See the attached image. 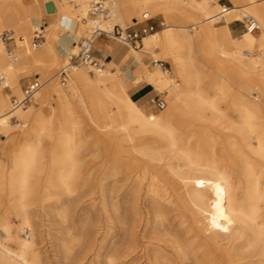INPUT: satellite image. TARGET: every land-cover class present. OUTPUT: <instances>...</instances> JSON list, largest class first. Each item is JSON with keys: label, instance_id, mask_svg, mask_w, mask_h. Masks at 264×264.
Masks as SVG:
<instances>
[{"label": "bare ground", "instance_id": "1", "mask_svg": "<svg viewBox=\"0 0 264 264\" xmlns=\"http://www.w3.org/2000/svg\"><path fill=\"white\" fill-rule=\"evenodd\" d=\"M54 1L58 6L59 13L54 16L51 26L45 27V25L35 23L34 19L28 15L24 0H0V30L6 27L3 15L9 12L16 15L19 21L16 29H24L26 37L31 36L32 29L35 31L36 28L44 26L42 28L43 34L47 40L44 39L42 46L47 43L46 52L51 57L50 61H42L38 59L40 52L32 54L34 52L32 51L30 54L34 56V59L29 64L21 62L23 55L20 58L11 56L10 61H8L5 54V43L0 39V63L3 71L7 74V80H3L5 78L0 74V83H5L0 87V132H8L13 128L11 123L12 113L19 114V118L33 120L35 126L26 131L27 133L40 132L34 138L22 140L20 147L13 155V166L9 169V186L13 194L9 195L10 197L7 199V208L12 210L20 219L18 231L23 232L25 229H30L31 233L26 238L17 233L14 239L15 245L13 246L11 244L12 235L10 234L11 225L7 221V214L5 212L0 213V264H42L38 250L35 248V231L30 218V207L34 204L31 197L34 192L32 181L34 178L32 177L42 171L41 161L47 160V155L45 158L41 155V134H50L49 131L55 123L57 124L56 140L54 145H51L53 151L49 157L50 162L47 161L49 164L47 165L48 175L44 186V199L55 197V191L68 194L75 191L74 187L76 186L81 161L78 148L84 141L81 127L82 112H87L91 120L96 122L93 114L95 113L99 118L102 111L100 100L97 97H92L91 102L87 101L84 98L82 89L87 90L94 96H97L95 95L97 90L101 89L106 98L113 100L116 110L111 108L106 111L108 117L111 118L109 124L105 123V126L109 128V139L116 141L119 136H122L120 138L129 142L131 150L139 152L153 163L163 160L170 161L168 166L175 169L179 179L178 182L183 188L186 198L196 208L197 212L206 215L212 222L213 232L215 233L212 240L214 247L218 243L227 249L218 253L215 252L213 247L207 248L203 256L204 258L211 256L213 262L209 264H228L225 259L227 255H230L229 252L234 250L232 261L235 264H264V132H255L257 113L262 112V107L258 103L252 104L248 101L246 89L247 87L249 89L253 88L246 83L238 87L236 97L244 114L243 126L252 132H238L241 136L240 140L236 141L234 139L228 142L229 152L232 153L229 155L231 160L235 161V156H241L240 171L245 180L244 200L240 196L242 188L240 181L233 180L224 166L220 164V160L218 161L211 154L212 151L204 156L198 150L194 152L186 145L184 138L176 128L175 121L179 119L173 114L174 112L165 109L164 115L147 113L143 106L133 100L127 92L119 73H112L109 69H105L103 65H90L94 66L98 72L94 77L86 72L78 71V67L72 69V71H75V76L72 77L71 71L69 79L75 82L77 91H74L80 94L76 103L70 101L64 88L58 85L55 88V93H53L56 98V105H51L48 113L43 108L36 109L31 119V105L16 110H12L11 106V111L7 110L11 94L3 93L5 87L10 84L11 88H14V93L20 95L22 88L19 81L23 73H27V71L29 73L33 68L40 69L45 65L59 61V54L52 43L53 37L59 34L56 26L60 23L75 22L77 30L79 28V24L71 16L72 11H70L67 4L72 1ZM75 2L84 15L81 22L85 28L87 27L88 32L90 26V17H87L89 13L88 0H75ZM131 2V4L124 2L122 7L118 9L119 14L124 17L138 13L137 16L135 15L132 18L134 22L140 20V15H149L159 8H164L167 11H189L194 16L202 17L206 21V24L201 28L194 25H192L193 28H190L187 24H169L163 29L162 33L153 31L154 33H148L145 38V35L143 36L146 46L157 44L161 47L163 58L170 59L176 68L184 73V81L191 78V73L197 75L200 69L194 63L193 58L188 55L186 60L181 52L185 48L192 51L194 46L197 45L204 44V61L214 63L218 68H222L227 62L229 68L234 71L235 75L238 72L244 82L252 72L264 66V57L256 55L254 52L257 45L264 47V2L246 0V8L242 10V13L244 16L254 17L259 23V28L253 32L246 30V33L237 38H232L226 28L215 29L213 23L225 13L229 14V19H240L239 6L228 8L217 3L216 0H132ZM113 14L114 7L111 8L110 18L105 22L106 26L112 27L114 24H118L112 22ZM81 37L74 43L73 50L77 48ZM118 39L128 42L122 38ZM158 60L156 59V62ZM192 68H194V72ZM3 71L1 72L4 75ZM221 77H224V74H221ZM146 79L158 90L167 93V102H171L173 109L177 108V102L180 101L188 102L189 108H193L201 115H204L206 109L210 111L220 110L216 104V97H208L205 89L199 87L195 90H182L173 76L161 67H155L149 71ZM217 89L222 92V83L217 84ZM39 94L42 99L47 97L45 89ZM214 118L218 120V116ZM15 125L18 127L20 124ZM205 141L207 146H212L211 139ZM153 143L158 145L153 146ZM211 149L213 150V148ZM171 159H177V163L173 164ZM154 165L147 166L145 174L151 172V187L149 190L152 193H157L156 183L161 174L153 169ZM5 170L4 166L0 165V192L6 188ZM45 171L47 170L45 169ZM2 199L0 197V207L4 204ZM178 250L183 260L186 259V252L180 247ZM167 255V253L160 250L155 251L153 264H168L166 261ZM198 259H200L198 264H203L201 258Z\"/></svg>", "mask_w": 264, "mask_h": 264}, {"label": "rangeland", "instance_id": "2", "mask_svg": "<svg viewBox=\"0 0 264 264\" xmlns=\"http://www.w3.org/2000/svg\"><path fill=\"white\" fill-rule=\"evenodd\" d=\"M42 1L43 0H35L39 6L42 5ZM90 1L91 0H88V12ZM131 1L132 0H109L108 4L110 7H114L112 22L135 30H140L148 25H154L153 31L161 29L165 25H169L168 20L161 13H153L148 19H145L148 15H140V22L133 24L134 21H132V18L135 15L137 16L138 13L124 17L119 14L118 9L122 7L124 2H129L131 4ZM258 1L264 2V0ZM216 2L227 6L232 5L230 0H216ZM67 4L70 11H72L71 16L78 22L79 26L83 28V32L80 34L84 36L87 32V27L85 28L81 22L84 15L80 11L79 5L76 4L75 1ZM239 7L238 12L241 14V17L239 20L232 21L242 28L240 34L233 33V35L238 36L244 31L246 33L243 22L245 16L242 13V10L245 9L246 6L244 4ZM28 15L30 16L29 13ZM40 17V24L49 23L53 19V16H49L44 10ZM87 17H90L89 13ZM202 21L205 25L206 21L202 17H199L197 20H192V22H189L190 24L187 25L193 28L192 25L195 26L196 23ZM163 22H165V24H163ZM224 22V20L218 19L214 23L215 26H219L224 24ZM10 29L13 28H2L0 30V35ZM153 31H149V33H154ZM17 33L18 32H16V34ZM33 36L34 29H32L31 36L26 37V40L30 38V52L34 51L32 54H37L42 50H46L47 43H44L39 49H33L31 47ZM44 37V39L47 40L45 35ZM111 38L117 42V45L124 42H120L118 38ZM124 43H128L127 45L130 50L134 51L133 46L129 44V42ZM5 46V54L8 61H10L11 55H9L7 46L14 48V44H5ZM156 46L159 45L146 46V48H153ZM141 47L142 42H140V46L135 49L140 51ZM77 50L78 47L68 51L67 55L61 56L57 63L45 65L40 69L33 68L29 73L27 71V73L21 75L20 83L22 90L25 85L29 84L38 76L39 80L42 82V86L38 92L40 93L45 89L47 93V97L42 99L37 92L35 101L31 104V119L36 109L43 108L45 112L48 113L49 107L51 105H56V98L53 96V93H55V88H57L58 85L64 88L70 101L77 102L80 94L75 92L77 91L75 82L69 79L66 84H62L59 79V70L61 66L66 62L68 55ZM263 51L264 47L258 45L254 49L256 55L258 54L264 57ZM143 54V62L146 63L149 69L161 67L167 70L177 81L182 90H195L199 87L205 89V93L208 97H216V104L220 110L210 111L206 109L204 115H201L191 107L189 108L190 105L188 102L179 101L180 104L182 103L183 109H181L182 111L179 114L173 113L181 120L179 122V120L176 119V128L184 138L186 145L190 147L192 151L195 152L198 150V152L204 156H207L209 152L211 153L212 151L211 154L218 161L220 160V164L224 166L233 180L240 181L242 186L240 196L242 200H244L245 180L240 171L241 156H235V161L231 160L229 155L232 153L229 152L230 146L228 142L234 139L236 141L240 140L241 136L238 132H252L243 126L244 114L241 111L238 98L236 97L238 87L245 83L253 88L249 89L247 87L246 89L248 101L252 104L258 103L262 107V112L257 113L255 132H264V91L262 92V90H264V66L252 72L246 77V81L244 82V80L240 78L238 72H236L235 75L234 71L229 68L227 62L225 66L218 68L214 63L204 61V44L200 46L197 45L194 46L192 51L185 48L181 52L186 60L188 55L193 58L194 63L200 69L197 75L191 73V78L188 81L186 79L184 81V73L176 68L170 59L163 58L162 49L160 51L159 48H155L154 57L151 50L143 52ZM15 56L18 58L22 57L20 51L19 53L15 52ZM154 58L159 59L158 62H156ZM107 60H109V58L97 59L99 63L98 66L103 65L105 69L110 68L116 71L117 68L114 62L107 63ZM0 68L1 71H3L1 63ZM78 68V71L86 72L93 77L98 73L94 66L81 65ZM193 70L194 68H192V71ZM1 71L0 74L5 78L3 80H7V74L3 71V75ZM74 74L75 71L73 70V78L75 76ZM221 74H224V77H221ZM218 83H222L224 91L223 89L222 92L218 91ZM0 84V87H2L5 83ZM144 85L155 88L147 83H144ZM67 88L71 91V95L67 92ZM22 90L20 95L15 94L14 88H11L10 84L3 89L4 94H12L7 110L11 111L13 98L21 97L23 94ZM155 90L159 95L152 101L153 107L147 109V112H154L151 114L155 115H164L166 112L164 108L166 107L165 104L168 99L167 93L156 88ZM251 92L255 93L251 94ZM82 93L84 98L89 102H91L92 97H97L100 100L102 111L99 118H97L95 113L93 114L96 122L91 120L87 112H82L81 127L84 141L78 148V155L81 157V161L77 181L75 183L76 188L74 187L75 191L69 194L55 191V197L44 199V186L48 175L47 165L49 164L48 162H50L49 157L53 151L52 146L56 140L58 131L57 124L55 123L53 128L49 131L50 134H41V155L44 156L43 158L47 155V160L44 159V161H41L43 165L42 171L37 173L38 176L34 175L32 177L34 178L32 179L34 192L31 194V197L34 204L30 207L31 223L35 231V248L38 250L41 263L153 264V254L158 250L168 254L166 260L168 264H198V260H200L198 259L199 257L203 264L212 263L213 260L211 256L205 258L203 256L207 248L213 247L215 252L218 253L226 251L227 249L218 243H216V247H214L212 240L215 233L213 232L212 222L206 215L197 212L196 208L186 198L184 190L178 182L179 179L175 169L168 166L170 161L163 160L153 163L139 152L131 150L129 142L120 138L122 136H119L116 141L109 139V128L105 126V123L109 124L111 118L108 117L106 111H109L111 108L116 110L113 100L106 98L101 89L97 90V94H95L97 96L83 89ZM104 101L108 102L106 103ZM162 102L164 104H162ZM167 106L169 107V105ZM168 107H166V110L170 111ZM215 116H218V120H215ZM19 117V114L16 115L12 113L11 123L13 128L8 132H0V146H3L0 147V165L4 166V170L6 167L4 176L6 188L0 192V197L3 198L4 204L0 207V213L5 212L7 214V221L11 225L10 234L12 235L11 244L13 246L15 245L14 239L17 233H20L22 237L26 238L31 231L30 229H25V231L19 232L18 227L20 226V219L12 210H8L7 208V199L13 194L9 186V169L13 166V155L20 147L22 139H31L40 133H27L26 131L35 126L33 120L29 121L30 119H22ZM17 123L20 124L18 127L15 125ZM23 124L25 125L24 127L22 126ZM11 135L17 140L16 147L12 153L4 149V144H6V142L7 144L11 143ZM209 139L212 140V146H207L206 144L205 140ZM156 144L157 143H153V146L158 145ZM211 148H213V150ZM42 151L45 154H42ZM171 162L176 164L177 159H171ZM150 164H155L153 169L161 174L156 183L157 193H152L149 190L151 187V172L145 174V168L150 166ZM44 168L47 171H45ZM171 183L174 184L172 185ZM179 247L186 252L187 258L184 260L179 253ZM234 253L235 250L229 252L230 255H227L225 260L228 261V264H235V262L232 261Z\"/></svg>", "mask_w": 264, "mask_h": 264}, {"label": "crops", "instance_id": "3", "mask_svg": "<svg viewBox=\"0 0 264 264\" xmlns=\"http://www.w3.org/2000/svg\"><path fill=\"white\" fill-rule=\"evenodd\" d=\"M49 1H52L54 5V9L51 12H47L46 10V3ZM67 1H75V0H67ZM230 1L232 2L231 6H227L222 3L220 4L228 8L246 4V0H230ZM212 3L215 4L214 1H212ZM24 4L27 7L26 9L28 13L30 14V17H32L34 19L33 21L35 23H38L39 25H43V24H40V18H41L40 15L42 14L43 10L46 11V13L49 16H53V19H54V16L59 13L58 6L56 5L54 0H43L42 6H38L35 0H24ZM166 11L167 10L164 8L156 9L155 11H152L145 19L150 18L153 13H161L168 20L169 24L180 25V24H190L189 22H192V20L194 19L197 20V18H199V16H194L189 11L188 12L180 11V10H177V11L168 10L167 12ZM220 19L224 20L225 22L224 24H221L219 26H215V23H214L213 27L215 29L226 28V30L229 32L232 38L241 37L245 33L244 31L240 36L233 35V33L240 34V32L242 31V28L239 25L232 22L234 20H239V19H234V20L229 19V14H226V13L222 14ZM3 20L5 22L6 27L13 28L10 30H13V31L16 30L15 33L18 32L15 38L16 46L14 47L15 48L14 52L19 53L20 51L21 55H23L21 62L23 64H29L30 61L34 59V56L32 54L30 55V48H29L30 38L26 40L24 29L22 28L16 29L19 21L13 12L5 13L3 15ZM140 20L134 22L133 24H137L138 22H140ZM51 24H52V21L44 25L45 27H50ZM163 24H165V22H163ZM203 25L204 24L202 21V22L196 23L195 26L197 28H201ZM56 27H57L56 30L58 31L59 34H56L53 37L52 43L56 47L59 57L66 56L68 51L73 49L74 43L81 37L80 33L83 32V28L79 26L77 30L75 26V22L60 23ZM164 27H162L161 29L155 30L154 32L158 31L159 33H162ZM146 36L147 35H145L144 38ZM144 38L142 40V47L140 51L135 49L134 47H133L134 51H132L127 45L128 43H124L120 40V42L122 43H119L118 44L119 46H118L117 42L114 41L111 37L100 36L95 40L93 52H94V56L97 59L99 58L108 59L109 58V60H107V63H111L112 61L114 62V65L116 66L117 70L113 71L110 68L108 69L112 73H119V77L124 83V85L126 86L127 92L130 94L133 100H136L141 106H143V108L147 112V109H150L151 107H153L152 101H154L159 94L155 90L156 87L146 79L147 73L153 70L154 68L149 69L146 63L143 62V55H144L143 52H148L151 50L153 52L152 55L154 57L155 48H159L160 51H161V48L159 46H156L153 48H146ZM38 59L47 62L51 60V57L50 55L47 54L46 50H42L40 51V55H38ZM154 60L156 61L155 58ZM144 83H147L150 86L155 87V88H150L147 85H144ZM19 84L21 86L20 81H19ZM67 92L71 95V91L68 88H67ZM104 102L107 103L108 101H104ZM181 104L177 102V108H174V109L171 105V102L170 103L166 102L165 106L168 107L167 105H169L168 107V109L170 110L169 112H172V113L174 112L175 114H179L182 111L181 109H183ZM166 107L164 109H166ZM151 113H154V112H151ZM10 142H11L10 144H7V142L6 144H4L5 146L4 149L9 150L12 153L17 143V140L16 138L13 137V135L10 136ZM0 147H3V146H0Z\"/></svg>", "mask_w": 264, "mask_h": 264}, {"label": "built area", "instance_id": "4", "mask_svg": "<svg viewBox=\"0 0 264 264\" xmlns=\"http://www.w3.org/2000/svg\"><path fill=\"white\" fill-rule=\"evenodd\" d=\"M90 26L85 36L81 37L78 41L76 52H71L66 62L61 66L59 70V79L62 84H66L69 79L70 73L73 68L81 65H95L98 66L97 58L94 56L93 48L95 40L100 36H108L114 38H122L128 41L134 48L140 46L144 35L148 34L149 31L154 30V25H148L141 28L140 30L130 29L129 27L124 28L120 24H114L106 26L105 22L110 18L111 7L108 4V0H91L90 1ZM245 29L249 32L258 30L259 23L252 16H245L244 20ZM46 24V23H45ZM44 25V24H43ZM36 28L34 31L33 40L31 46L35 49L40 48L44 42L43 28ZM0 38L5 44L13 43L16 46L15 38L16 33L13 30H7L0 35ZM15 48L7 46L9 54L15 57ZM42 86V82L37 76L23 89L21 97H14L12 100V110L19 108H27L31 105L36 98V94Z\"/></svg>", "mask_w": 264, "mask_h": 264}, {"label": "water", "instance_id": "5", "mask_svg": "<svg viewBox=\"0 0 264 264\" xmlns=\"http://www.w3.org/2000/svg\"><path fill=\"white\" fill-rule=\"evenodd\" d=\"M46 8H47L48 12H51L54 9L53 2L52 1L47 2ZM145 15L147 16L148 14H145ZM162 104H164V103L162 102Z\"/></svg>", "mask_w": 264, "mask_h": 264}]
</instances>
